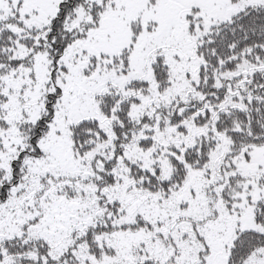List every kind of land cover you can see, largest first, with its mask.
I'll use <instances>...</instances> for the list:
<instances>
[{"label":"snow or ice","instance_id":"obj_1","mask_svg":"<svg viewBox=\"0 0 264 264\" xmlns=\"http://www.w3.org/2000/svg\"><path fill=\"white\" fill-rule=\"evenodd\" d=\"M0 264H264V0H0Z\"/></svg>","mask_w":264,"mask_h":264}]
</instances>
